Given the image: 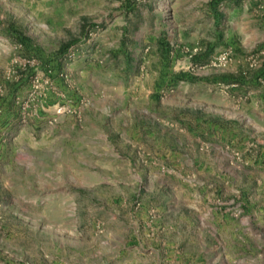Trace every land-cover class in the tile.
<instances>
[{
  "label": "rangeland",
  "instance_id": "374dc122",
  "mask_svg": "<svg viewBox=\"0 0 264 264\" xmlns=\"http://www.w3.org/2000/svg\"><path fill=\"white\" fill-rule=\"evenodd\" d=\"M128 260L264 264V0H0V264Z\"/></svg>",
  "mask_w": 264,
  "mask_h": 264
},
{
  "label": "crops",
  "instance_id": "0c3cea01",
  "mask_svg": "<svg viewBox=\"0 0 264 264\" xmlns=\"http://www.w3.org/2000/svg\"><path fill=\"white\" fill-rule=\"evenodd\" d=\"M211 224L210 222V217L207 216L206 221H204V223L201 225L199 224V226L201 227L199 233L197 234L196 238L198 241V245H199V252L197 254V257L202 259L203 258H208V251L211 249V247H209L207 244V239L204 235L203 230L205 229V231H207V229L209 230V228H211V226H209ZM130 229L129 226L124 225L122 227V234L124 233H129ZM121 236H118V238ZM128 249L130 251V246H128ZM127 264H130V260L126 261Z\"/></svg>",
  "mask_w": 264,
  "mask_h": 264
},
{
  "label": "built area",
  "instance_id": "2783aa9c",
  "mask_svg": "<svg viewBox=\"0 0 264 264\" xmlns=\"http://www.w3.org/2000/svg\"><path fill=\"white\" fill-rule=\"evenodd\" d=\"M220 60L221 61H225L226 60V57L225 56H222Z\"/></svg>",
  "mask_w": 264,
  "mask_h": 264
}]
</instances>
